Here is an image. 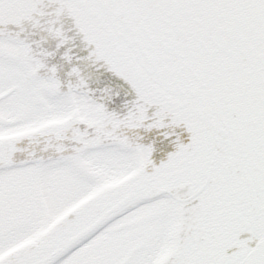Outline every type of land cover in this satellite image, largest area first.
<instances>
[{
  "label": "snow or ice",
  "instance_id": "1",
  "mask_svg": "<svg viewBox=\"0 0 264 264\" xmlns=\"http://www.w3.org/2000/svg\"><path fill=\"white\" fill-rule=\"evenodd\" d=\"M0 264H264V0H0Z\"/></svg>",
  "mask_w": 264,
  "mask_h": 264
}]
</instances>
